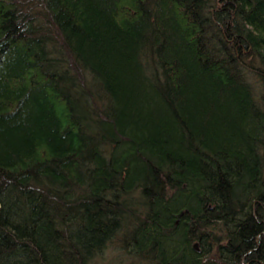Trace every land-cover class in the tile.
<instances>
[{"label": "trees", "instance_id": "obj_1", "mask_svg": "<svg viewBox=\"0 0 264 264\" xmlns=\"http://www.w3.org/2000/svg\"><path fill=\"white\" fill-rule=\"evenodd\" d=\"M106 252L264 264V0H0V264Z\"/></svg>", "mask_w": 264, "mask_h": 264}, {"label": "rangeland", "instance_id": "obj_2", "mask_svg": "<svg viewBox=\"0 0 264 264\" xmlns=\"http://www.w3.org/2000/svg\"><path fill=\"white\" fill-rule=\"evenodd\" d=\"M104 261V262H103ZM102 262H98V264H144L141 261H136V259H129L125 255L116 256L114 252H106L105 259Z\"/></svg>", "mask_w": 264, "mask_h": 264}, {"label": "water", "instance_id": "obj_3", "mask_svg": "<svg viewBox=\"0 0 264 264\" xmlns=\"http://www.w3.org/2000/svg\"><path fill=\"white\" fill-rule=\"evenodd\" d=\"M196 246L198 247V245L196 244Z\"/></svg>", "mask_w": 264, "mask_h": 264}]
</instances>
